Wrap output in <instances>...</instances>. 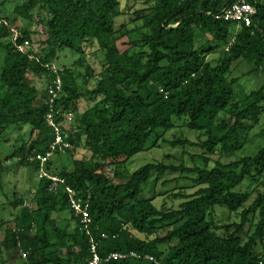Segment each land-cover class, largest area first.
Wrapping results in <instances>:
<instances>
[{
	"label": "trees",
	"instance_id": "16d2710c",
	"mask_svg": "<svg viewBox=\"0 0 264 264\" xmlns=\"http://www.w3.org/2000/svg\"><path fill=\"white\" fill-rule=\"evenodd\" d=\"M237 1L142 0L143 8L120 27L118 19L127 15L121 0H25L11 14L7 0L0 2V137L6 139L8 128H29L28 142L8 151L0 144L5 197L0 206L9 207L12 217L0 223V264H7L6 257L21 264H89L92 241L103 264H156L147 257L161 264H264V148L253 157L225 161L246 147L264 115V85L237 98L239 78H230L236 64L251 66L248 75H264V0H247L257 10L250 27L217 18ZM37 8L46 15V55L32 50L37 33L20 28L14 42L2 24L15 26L19 18L28 24ZM87 49L102 59L98 74L86 68L84 77L95 85L82 91V74L74 67L86 65ZM63 53L80 58L74 66L57 67ZM215 54L218 60L210 62ZM31 76L48 79L42 92ZM58 77L62 91L51 104ZM82 100L90 103L84 112ZM52 109L72 145L54 157H74L71 169L52 170L53 158L43 167L31 162L35 154L47 155L55 142L46 121ZM69 114L73 118L66 126ZM175 120L197 136L164 142L181 149L191 165L183 159L161 161L130 173L129 161L148 151L150 141V148H158L162 135L176 128ZM80 148L90 157L75 159ZM11 160L38 175L30 201L6 193ZM42 168L64 185L52 191V181L39 176ZM173 174H179L173 179L177 184L191 182L197 191L169 195L180 201L177 207L159 205L155 201L166 192L159 193L158 185ZM247 180L248 190L237 192ZM151 185L153 193L146 197ZM67 187L87 207L88 225L72 211ZM219 209L227 214L222 222ZM64 213L66 225L53 218ZM114 253L138 257L107 260Z\"/></svg>",
	"mask_w": 264,
	"mask_h": 264
},
{
	"label": "rangeland",
	"instance_id": "374dc122",
	"mask_svg": "<svg viewBox=\"0 0 264 264\" xmlns=\"http://www.w3.org/2000/svg\"><path fill=\"white\" fill-rule=\"evenodd\" d=\"M3 2L4 0H0V2ZM25 2V0H7L5 4V10L9 14L13 13L14 9L22 5ZM121 8L122 10L127 14L125 17H121L118 19V27L122 26L123 24H129L131 19L134 17L135 11H139L143 8V2L142 0H121ZM2 16V17H1ZM32 20L28 24H25L22 18L17 19L15 26L17 29L20 28H28L30 31L37 33L38 35L33 36V47L32 50L36 54L46 55V48H44L43 41L45 40V32L44 27L42 25V22L46 21V15L43 13L42 10L39 8L32 11ZM1 19L3 18V15H0ZM136 24L129 25L130 29H135ZM140 33V32H139ZM132 39H137L138 34L134 33L131 35ZM125 42L127 41L124 40ZM119 49L123 51L125 48L124 46L119 43ZM86 56H87V63L85 66H81L80 63H78L74 67L77 69L78 73L82 74V78L79 79L78 85L79 88L84 91L86 89H91L95 85V80L88 79L87 77H84L86 73V68L88 65H90L95 72L98 74L100 71V60L102 59V56L99 55L97 58L94 57L92 54H90V50H86ZM3 57V54L0 52V59ZM219 55H211L208 60L210 62H215L218 60ZM80 56L77 55H71L67 53H63L59 55V60L57 62H54V64L58 67L60 65H67V66H74V62H77L79 60ZM81 66V67H80ZM61 67V66H59ZM62 68V67H61ZM252 70L251 66H248L246 64H240L235 65L233 67L232 74L230 78H239V81L234 85L235 94L237 98H241L244 96L249 95L252 91H257L262 88L264 85V75L261 72H255L252 75H248V72ZM32 85L38 88L40 92H42L47 84L48 79L47 78H37V77H30ZM41 98L39 97V100ZM90 105L86 100H82L80 103V111L84 112L85 109ZM176 128L172 130L171 132L165 133L162 135V139L158 142L159 147L158 148H150V146L154 143V141H150L148 145V151H144L142 153H139L135 157H133L129 163L127 164V169L130 173H133L140 169L141 167L155 163V162H172V163H180L181 159L187 161L189 165H191V162L189 161V156L182 155L181 149H175L170 147L169 142L180 139L182 136L184 137H190L191 139H195L194 136L196 133L186 129L184 126V122L180 120H175ZM6 139L2 140L0 137V144L3 145V147L8 151L9 149H12L14 146H20L25 142H28L29 139V128L27 126L23 127L21 130L17 128H8ZM166 141V142H164ZM264 148V115L262 116L260 122L257 124V126L251 131L250 138L248 144H246V147L234 154L230 159H227L225 161H236L240 160L246 157H253L255 154L261 149ZM191 150V149H190ZM75 159H82L84 157L89 158L90 154L86 151L85 148H80L76 152ZM166 155H169L171 158L166 159ZM73 158L71 156H62V157H53V165L52 170L61 169L62 166L67 165L70 169L73 167ZM201 165V163H200ZM9 170L6 172L4 176V181L7 186V192L9 195L12 194V192L16 193L18 197L26 196L28 198V201H30L29 198L34 196L36 192V182L38 180L37 173L30 168L22 167L17 164L16 160H11L8 163ZM179 177V174H173L168 175L165 177L158 185L157 191L159 193L166 192V194L161 195L157 198L155 201L157 204H162L166 202L169 207H177L180 204V201H172L168 199V196L171 195L173 192H183L185 194H194L197 191V188L194 187V185L191 182L188 181H182V183L177 184L173 179H176ZM172 181V183L168 184L166 188L162 187V182L164 181ZM181 187V189L188 187L187 190H177V187ZM249 186V180L245 181L238 189L237 192H245L248 190ZM258 189L262 190V187H258ZM153 193L152 185L148 187L146 197H151ZM3 193L0 192V204H2L5 201V197L2 195ZM256 194L254 195V197ZM8 206V205H7ZM10 208L6 207L3 209L0 206V223L2 220H8L12 219L10 217ZM222 210L219 209V212L217 213L218 222H222L225 220L224 216L226 217L227 214H223L221 212ZM223 217V219H222ZM55 219H59L61 222H63V225H66V223L69 222V216L68 214H55L53 216ZM233 220H236L235 217H232ZM239 221V219L237 220ZM72 229L74 228V225L71 226ZM7 264H21L19 261L16 260H8Z\"/></svg>",
	"mask_w": 264,
	"mask_h": 264
},
{
	"label": "built area",
	"instance_id": "2783aa9c",
	"mask_svg": "<svg viewBox=\"0 0 264 264\" xmlns=\"http://www.w3.org/2000/svg\"><path fill=\"white\" fill-rule=\"evenodd\" d=\"M256 14H257L256 8L253 5L249 4L247 0H238L232 7L225 9L222 12V14L219 15L217 18L227 22H235L238 24L245 25L246 27H250L253 23V19ZM2 24H5L8 28H10V31L13 35L12 41L15 42L17 38L20 36V31L15 26H9L7 22H4ZM17 48L20 51L24 50V48L19 46H17ZM52 70L55 73H57L55 66L52 67ZM61 91H62V81L58 77L56 80L55 87H52L50 89L51 104L59 97ZM72 118H73L72 114L67 115L66 126L69 125L70 121H72ZM46 121L48 125L53 128L56 134L55 142L51 145V150L47 153V155L35 154V156L31 158V162H40L42 167L55 156L57 150L64 152L72 148V145L66 140L67 136L64 134L62 128L55 121L53 109L46 116ZM39 176L40 178H48L50 181H52V185L50 188L54 192H56L57 189L61 185H64L65 183L63 179L49 175L43 168L41 169ZM66 192L70 197V207L72 211H74L78 215H81L83 223L88 225V223L90 222V217L88 215L87 207L83 206L81 200H76L73 197L72 189L67 187ZM98 248H99L98 243L92 241L90 246L91 259L89 261V264H103V259L98 253ZM129 256L135 258L138 257L136 253H131L130 255H126L122 253H114L111 254L107 260H121V259H126ZM147 259L155 262L156 264H161L156 262L153 257H147Z\"/></svg>",
	"mask_w": 264,
	"mask_h": 264
}]
</instances>
